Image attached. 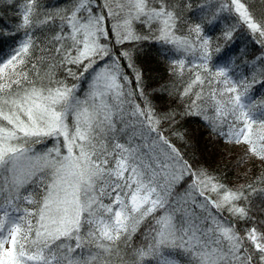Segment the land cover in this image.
I'll return each instance as SVG.
<instances>
[{
    "label": "snow or ice",
    "instance_id": "obj_1",
    "mask_svg": "<svg viewBox=\"0 0 264 264\" xmlns=\"http://www.w3.org/2000/svg\"><path fill=\"white\" fill-rule=\"evenodd\" d=\"M6 6L0 264H264V0Z\"/></svg>",
    "mask_w": 264,
    "mask_h": 264
},
{
    "label": "trees",
    "instance_id": "obj_2",
    "mask_svg": "<svg viewBox=\"0 0 264 264\" xmlns=\"http://www.w3.org/2000/svg\"><path fill=\"white\" fill-rule=\"evenodd\" d=\"M10 2L14 4L15 2H17V0H0V28L15 23L16 8L15 7L10 8L6 6ZM47 2L50 4H54L57 2V0H47ZM59 2L62 3L63 0H59ZM193 2L199 4L200 0H193ZM254 2H255V6L258 7L259 0H254ZM229 22L230 21L228 20H224V23H229ZM221 27L222 25L220 23H217L215 25L214 31L211 34L215 36V32L220 31ZM242 44L247 46L249 51H251L253 47H255L251 42L247 41L246 37H244L243 34L238 36L237 39L234 40L230 46H226V47H231L234 48L236 51H240ZM9 46H11V39L0 41V54H3L4 50ZM142 48L144 50L138 53L139 55L138 63H143L145 65L146 71H149L150 75L166 76L167 73L164 70V65L163 64L158 65L156 63L157 57L155 56L154 50L152 48H149L147 45H143ZM192 127L197 131V137L199 143L198 151L201 153L203 159L209 161H214L215 159H217L219 156V152L217 151V149L223 148V142L221 141L219 144H217L215 137L210 138L207 131H205L202 127L197 129V125L194 123L192 124ZM230 151L233 154H235L238 151V149L233 148ZM228 179L235 182V176L232 174L228 176Z\"/></svg>",
    "mask_w": 264,
    "mask_h": 264
}]
</instances>
